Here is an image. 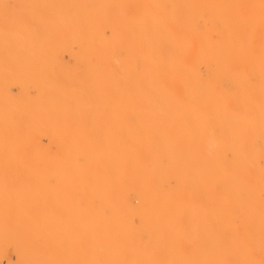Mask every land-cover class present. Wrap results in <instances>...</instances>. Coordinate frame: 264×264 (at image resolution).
Here are the masks:
<instances>
[{
  "label": "bare ground",
  "instance_id": "obj_1",
  "mask_svg": "<svg viewBox=\"0 0 264 264\" xmlns=\"http://www.w3.org/2000/svg\"><path fill=\"white\" fill-rule=\"evenodd\" d=\"M135 5L133 23H87L65 50L91 68L109 65L108 83L98 82L101 69L88 71L87 125L72 136L75 150L63 167L83 169L85 264H264L263 154L252 147L260 140L264 148V0ZM184 55L214 57L217 70L248 66L257 76L255 84L233 77L231 93L214 94L205 111L212 129L197 149L168 128L170 58ZM55 137L62 144L64 135ZM5 153V163L30 162ZM33 161L50 163L38 155ZM250 162L247 181L248 167L235 163Z\"/></svg>",
  "mask_w": 264,
  "mask_h": 264
},
{
  "label": "rangeland",
  "instance_id": "obj_2",
  "mask_svg": "<svg viewBox=\"0 0 264 264\" xmlns=\"http://www.w3.org/2000/svg\"><path fill=\"white\" fill-rule=\"evenodd\" d=\"M135 6V0H0V264H85L83 169L63 167L75 150L68 143L83 133L78 127L87 125L88 71L101 69L98 82L108 83L109 65L91 68L86 58L77 62L65 50L87 23H133ZM172 60L182 63L176 69ZM212 60L170 58L167 88L174 101L169 104V134L178 135V141L188 139L187 149H197L202 134L212 129L205 111L214 94L231 93L236 76L257 82L248 66L222 65L217 70ZM110 68L114 71V64ZM179 79L185 83L181 89ZM5 130H12L14 137L6 138ZM60 134L63 145L55 137ZM252 147L263 154L258 166L264 168L261 141L255 140ZM7 150L30 162L5 163ZM36 155L50 163H35ZM245 166L249 170L253 164L235 163L236 168ZM250 175L249 170L247 181Z\"/></svg>",
  "mask_w": 264,
  "mask_h": 264
}]
</instances>
